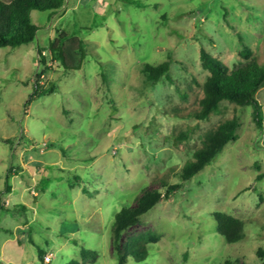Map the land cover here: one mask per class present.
<instances>
[{
    "label": "rangeland",
    "instance_id": "obj_1",
    "mask_svg": "<svg viewBox=\"0 0 264 264\" xmlns=\"http://www.w3.org/2000/svg\"><path fill=\"white\" fill-rule=\"evenodd\" d=\"M31 16L36 38L0 47V264H67L82 247L98 251L86 264H118L117 213L178 183L124 232L160 235L128 264H264V126L228 100L194 115L210 75L202 46L231 68L245 45L264 63V0H65ZM63 31L79 69L49 50ZM168 59L171 79L147 81L143 64ZM40 85L55 91L33 97ZM257 96L264 105V86ZM233 117L236 138L183 180L205 135ZM214 211L242 219L244 238L228 242Z\"/></svg>",
    "mask_w": 264,
    "mask_h": 264
},
{
    "label": "trees",
    "instance_id": "obj_2",
    "mask_svg": "<svg viewBox=\"0 0 264 264\" xmlns=\"http://www.w3.org/2000/svg\"><path fill=\"white\" fill-rule=\"evenodd\" d=\"M64 3L65 0H0V47H16L33 41L39 27L33 21L31 11L34 9L56 11ZM67 38L68 34L63 31L59 37L50 42L49 50L53 55L56 53L59 55L66 68L79 69L82 65L81 59L78 64L68 62L69 53L64 48L65 43H63L64 39ZM77 41L79 42V40ZM79 45H81L80 42ZM44 52V48H39L40 58L43 61H45ZM241 54L246 60L236 63L231 68L204 46L201 47L202 65L210 71V75L203 85L204 96L200 102L201 107L194 113L197 118H208L212 113L220 110L221 103L224 100H228L243 107L253 106L254 119L257 125L264 126V105L257 96L258 90L264 86V63H261L256 57H252L253 52L247 45L244 46ZM171 65L172 59L159 64L145 62L141 67V71L147 81L156 82L164 77L171 79ZM53 88V86L47 88L40 85L36 88L33 97L53 92L55 91ZM238 125L239 118L233 117L222 122L217 129L209 131L204 137V145L194 152V158L184 166L181 174L182 179L192 178L207 164L211 163L227 143L236 138ZM181 186L180 183L170 184L165 193L158 189L146 188L137 197L135 206H125L117 213L113 226L112 244L113 251L118 257V264H128L129 258L135 261H144L149 256L150 245L160 239L157 232L147 230L131 235L126 240H124V232L138 223L140 216L158 203L163 196L171 198L173 192ZM213 214L217 220L219 233L228 242H237L244 238V222L242 219L225 211H214ZM260 252L263 253V251ZM39 255L41 259L45 260L46 251L40 248ZM97 257L98 251L96 249L82 247L80 259L73 258L67 264H86L88 260H96ZM223 264H244V262L238 259H228Z\"/></svg>",
    "mask_w": 264,
    "mask_h": 264
},
{
    "label": "built area",
    "instance_id": "obj_3",
    "mask_svg": "<svg viewBox=\"0 0 264 264\" xmlns=\"http://www.w3.org/2000/svg\"><path fill=\"white\" fill-rule=\"evenodd\" d=\"M45 259L49 262L51 260V257L50 256H46Z\"/></svg>",
    "mask_w": 264,
    "mask_h": 264
}]
</instances>
